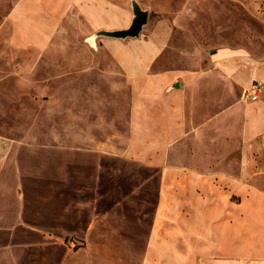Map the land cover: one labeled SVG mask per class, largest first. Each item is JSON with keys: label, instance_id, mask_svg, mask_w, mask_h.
<instances>
[{"label": "rangeland", "instance_id": "1", "mask_svg": "<svg viewBox=\"0 0 264 264\" xmlns=\"http://www.w3.org/2000/svg\"><path fill=\"white\" fill-rule=\"evenodd\" d=\"M138 1L141 36L175 20L170 51L233 50L264 75V0ZM95 33L0 56V264H144L161 167L129 147L131 87ZM246 170L264 191V135Z\"/></svg>", "mask_w": 264, "mask_h": 264}, {"label": "crops", "instance_id": "2", "mask_svg": "<svg viewBox=\"0 0 264 264\" xmlns=\"http://www.w3.org/2000/svg\"><path fill=\"white\" fill-rule=\"evenodd\" d=\"M132 19L126 0H0V56L63 52L58 42L74 33L124 29ZM175 23L101 42L131 87L129 147L161 167L144 264H264V191L246 170L251 142L264 135V102L244 98L264 75L233 50L170 51Z\"/></svg>", "mask_w": 264, "mask_h": 264}, {"label": "water", "instance_id": "3", "mask_svg": "<svg viewBox=\"0 0 264 264\" xmlns=\"http://www.w3.org/2000/svg\"><path fill=\"white\" fill-rule=\"evenodd\" d=\"M131 9L133 12V19L128 28L119 30H99L90 38V41L95 43L96 39L99 37L122 41L140 38L144 27L148 23L149 11L144 10L138 0H131Z\"/></svg>", "mask_w": 264, "mask_h": 264}, {"label": "built area", "instance_id": "4", "mask_svg": "<svg viewBox=\"0 0 264 264\" xmlns=\"http://www.w3.org/2000/svg\"><path fill=\"white\" fill-rule=\"evenodd\" d=\"M260 90H261V84L258 82H253L247 95L248 99H251L252 101H257L259 98Z\"/></svg>", "mask_w": 264, "mask_h": 264}, {"label": "bare ground", "instance_id": "5", "mask_svg": "<svg viewBox=\"0 0 264 264\" xmlns=\"http://www.w3.org/2000/svg\"><path fill=\"white\" fill-rule=\"evenodd\" d=\"M90 40V39H89Z\"/></svg>", "mask_w": 264, "mask_h": 264}]
</instances>
